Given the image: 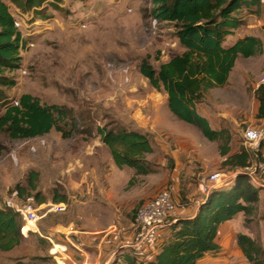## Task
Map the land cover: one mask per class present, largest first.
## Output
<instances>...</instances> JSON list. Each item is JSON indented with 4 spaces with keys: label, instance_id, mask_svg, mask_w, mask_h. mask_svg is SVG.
Segmentation results:
<instances>
[{
    "label": "rangeland",
    "instance_id": "374dc122",
    "mask_svg": "<svg viewBox=\"0 0 264 264\" xmlns=\"http://www.w3.org/2000/svg\"><path fill=\"white\" fill-rule=\"evenodd\" d=\"M4 1L15 19L23 13ZM151 10V0H61L43 6L40 14L32 12L38 19H50V26L27 37L35 44L21 53V69L27 74L21 69L7 74L16 85L4 89L7 99L0 103V116L8 105L31 95L42 105L64 107L72 136L64 138L54 129L28 140L0 133V208H6V199L20 185L26 189L23 199L39 216L30 233L20 220L22 243L13 251H0L1 264H127L133 253L122 242L137 231L134 214L141 203L171 188L179 210H191L202 199V177L220 172L229 177V184L235 180L223 167V142L208 140L198 127L174 116L166 93L154 89L140 73L147 58L158 69L184 52L174 25L159 23ZM253 11L236 14L243 25L226 46L253 36L262 41L263 53L239 57L229 84L210 90L198 105L213 130L229 132L231 153L246 149L247 130L264 128L254 96L264 79V3ZM99 128L146 135L154 148L145 157L150 173L118 168L101 142ZM33 173L38 177L35 191L30 189ZM256 179L246 185H264L259 175ZM61 199L64 202H56ZM255 207L251 215L241 213L222 226L220 251L200 264H247L238 244L240 234L264 250V190ZM116 227L118 241L109 235Z\"/></svg>",
    "mask_w": 264,
    "mask_h": 264
},
{
    "label": "trees",
    "instance_id": "16d2710c",
    "mask_svg": "<svg viewBox=\"0 0 264 264\" xmlns=\"http://www.w3.org/2000/svg\"><path fill=\"white\" fill-rule=\"evenodd\" d=\"M23 13L40 14L47 4L56 6L61 0H10ZM151 15L159 23L173 24L177 38L184 48L182 54L173 56L155 69L148 58L140 66V73L157 91H164L171 113L181 121L198 127L210 141H222L221 155L224 168L236 174L227 186L212 189L199 201L194 216L172 221L159 251L150 259L138 260L131 256L127 264H200L208 255L220 251L217 243L222 226L239 214L251 215L260 200L263 187L246 185L250 176L246 171L255 159V153L244 149L231 154V135L226 130L215 131L208 120L198 113V105L213 89L228 85L230 75L239 57L252 58L263 53L262 41L253 36L239 38L226 46L230 37L243 25L236 14L243 9L253 11L262 7V0H151ZM22 32L9 5L0 0V103L7 99L4 89H11L16 80L7 74L22 67L21 49L25 46ZM259 103L258 119H264V85L255 90ZM68 113L64 107L42 105L39 99L24 95L18 105L5 108L0 116V133L13 139H35L48 135L53 129L64 138L72 136L67 131ZM101 142L108 147L120 169H135L139 175H148L146 155L154 153L150 139L139 132L99 128ZM258 156L263 157L261 150ZM38 177H30V189L36 190ZM24 198L26 189L16 187ZM64 202V199L56 200ZM43 204V200H38ZM137 210V209H136ZM136 216V211L134 218ZM20 216L14 211L0 208V251L10 252L21 245ZM238 244L247 264H264V250L251 237L240 234ZM1 264V263H0ZM14 264H31L17 262Z\"/></svg>",
    "mask_w": 264,
    "mask_h": 264
},
{
    "label": "built area",
    "instance_id": "2783aa9c",
    "mask_svg": "<svg viewBox=\"0 0 264 264\" xmlns=\"http://www.w3.org/2000/svg\"><path fill=\"white\" fill-rule=\"evenodd\" d=\"M262 2L264 3V0ZM49 21L50 19L45 21L43 19L38 20L35 17V13L32 12L18 13L16 26L22 32L23 42L25 43L21 53L26 47L35 46L34 43L28 42L27 37L36 36V30L41 26H50ZM21 73L27 74L23 69H21ZM261 84L264 85V79ZM244 138L246 149L255 153L253 164L246 171L254 182H257L256 175H259L264 183V128H251L247 130ZM259 150L262 152V158L257 154ZM235 176L236 174L234 173L232 177L235 178ZM228 179L229 177L225 173L220 172L202 177L198 184L199 192L202 197L207 196L212 189L227 186L229 184ZM260 186L264 188V185ZM197 204H199V201ZM5 207L18 214L22 221L27 223V226L37 227L36 225L39 221L37 211L17 193L11 194L6 199ZM59 209L61 210V208ZM178 210L179 203L173 196L172 189H161L154 197L145 200L137 208L135 216L137 231L131 240L122 242V247L132 251L133 256L138 260L152 258L163 244ZM30 232H33V230L28 231V233ZM109 235H111L113 240L118 241L120 234L117 227Z\"/></svg>",
    "mask_w": 264,
    "mask_h": 264
},
{
    "label": "crops",
    "instance_id": "0c3cea01",
    "mask_svg": "<svg viewBox=\"0 0 264 264\" xmlns=\"http://www.w3.org/2000/svg\"><path fill=\"white\" fill-rule=\"evenodd\" d=\"M14 16V15H13ZM39 20V19H38ZM229 80H230V78H229ZM228 84H229V82H228ZM198 110V109H197ZM238 152H241V151H237V152H235V153H238ZM231 153V152H230ZM235 153H231V154H235ZM149 155V154H148ZM226 159V158H225ZM197 209H198V204H197V206L196 207H194L193 209H191V210H187V209H184V210H178L177 211V213H176V215H175V219H177V218H187V217H192V216H194V214L196 213V211H197ZM104 238L102 239V241H101V245L100 246H97V248H99L100 250H103L102 249V247H103V245L105 244L104 243ZM99 256V258L102 256V252H100V254L98 255ZM95 264H99L98 262L97 263H95ZM107 264V263H106Z\"/></svg>",
    "mask_w": 264,
    "mask_h": 264
},
{
    "label": "bare ground",
    "instance_id": "6f19581e",
    "mask_svg": "<svg viewBox=\"0 0 264 264\" xmlns=\"http://www.w3.org/2000/svg\"><path fill=\"white\" fill-rule=\"evenodd\" d=\"M26 227H27V226H26ZM26 230H28V231H29V230H32V229L30 228V226H28V227L26 228Z\"/></svg>",
    "mask_w": 264,
    "mask_h": 264
}]
</instances>
